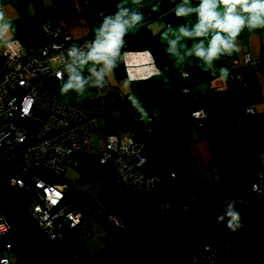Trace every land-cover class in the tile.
Listing matches in <instances>:
<instances>
[{"label":"crops","instance_id":"1","mask_svg":"<svg viewBox=\"0 0 264 264\" xmlns=\"http://www.w3.org/2000/svg\"><path fill=\"white\" fill-rule=\"evenodd\" d=\"M174 2L176 0H163L162 10L171 9ZM198 2L199 0H193V3ZM115 3L117 0H0V7L17 28L15 38L21 41L26 51H31L49 42L44 25L56 17L75 43L87 36H93V28L100 22L94 19L96 13L103 11L107 14L115 11ZM146 12L148 19L145 15L143 24L125 36L126 46L122 51L126 55L122 57L114 75L108 78L107 89L103 95H98L97 90L93 88L91 91L94 95L87 98H95L97 103L92 101L84 104L85 107L101 113L100 117H103L104 121L101 122L98 117L99 134L116 132L123 136L132 135L142 143L144 169L150 175H158L161 181L158 191L150 194L153 202L158 203L161 200L162 205H169L163 210L164 219L154 227L153 233L156 228L159 231L171 223V218H181L196 209V206L188 202L182 211L169 216L177 201L187 199V191L193 192L192 185L197 186L207 180L225 189L229 199L256 203L251 195V187L256 171L264 170V29L242 31L237 38L240 50L232 54L234 59L222 56L215 62L217 68H229L230 74L225 81L218 78L219 73L213 76L195 64H185L183 71L176 68L173 60L165 53V45L160 42L159 34L162 22L176 25L183 23V18L177 19L171 14L160 17L157 13H150L147 8ZM31 16L36 19L34 28L27 26ZM0 49L1 67L6 60V49ZM246 55H249L255 64L244 63ZM55 64L58 66L57 62ZM165 68L169 80L167 88H162L163 82L156 72L157 69ZM184 73L187 77L183 76ZM232 73L240 74L245 85L238 79H232ZM124 82L130 83L131 90L139 95L150 115L152 106L149 100L152 97L158 98L159 116H153L147 122L139 119V113L127 99L128 92ZM60 83L61 81L56 80L52 82L57 92ZM188 88L191 91H186ZM63 97L61 95V99ZM245 105L254 109L256 114L242 117ZM198 111L205 112V116L200 118L203 121L201 125H198L193 117V113ZM180 141L184 147L183 152L188 154L186 159L180 155ZM95 161L99 163L93 157H86L78 162L76 167L82 174L81 181L77 180L79 187L82 186L81 182L90 179L88 169ZM101 165L108 167L110 183L114 178L117 182L114 166L111 163ZM168 167L175 170L180 178L185 174L188 178H181L182 186L172 190L165 198L163 191L174 184ZM67 168L73 166H65V171ZM123 188L125 197L132 195V191L130 193L126 187ZM183 188L187 191H183ZM64 191L78 203L81 213L85 211V193L72 188ZM197 195L201 196L199 192ZM257 203L264 207V200ZM133 214L134 212H130L126 216L123 215V219L128 217L131 222L130 216ZM85 233L87 231L80 237ZM136 240L138 239L134 241ZM134 241L116 245L111 253L105 254L100 260L118 258ZM67 252L74 257L76 263L96 264L91 262L92 259L78 261V252L71 247Z\"/></svg>","mask_w":264,"mask_h":264},{"label":"built area","instance_id":"2","mask_svg":"<svg viewBox=\"0 0 264 264\" xmlns=\"http://www.w3.org/2000/svg\"><path fill=\"white\" fill-rule=\"evenodd\" d=\"M139 10L148 19L146 8L141 7ZM103 15V11H98L95 21H100ZM44 29L49 38L46 45L31 51L25 50L17 56L7 51L6 60L0 67V178L17 193L19 200L28 201L27 205H23V213L58 247L70 231L82 224L83 216L63 189L37 176L35 169L45 168L54 175H62L65 166L76 167L82 158L93 157L101 164L111 163L116 171L117 182L129 185L135 192L150 193L161 181L158 175H150L145 171L140 141L132 135L123 136L116 132L99 134L98 116H89L62 102L52 82L65 79L61 54L66 55L67 48L75 42L64 31L58 17L45 24ZM91 39L93 36H87L76 44L84 46ZM224 56L234 59L233 55ZM55 62L58 66H55ZM244 63L255 64L249 55L245 56ZM183 76L187 77L185 73ZM231 78L245 85L240 74L232 73ZM106 89L107 83L96 90L102 96ZM190 90L188 88L186 91ZM38 109L44 110L46 116L39 121V127L33 130L29 138V129L23 125V120L33 118ZM255 114L254 109L244 106L242 117ZM202 116H205L204 111L193 113L198 125L202 123ZM167 170L175 185L180 187L181 182L175 170L170 167ZM251 195L256 201L254 204L261 205L257 202L264 200L262 169L255 174ZM32 201L37 202L30 209L29 203ZM209 202L199 199L195 194L190 200L193 206H199L200 203L206 206ZM168 207L163 204L161 209ZM113 223L126 227L118 218ZM90 236L84 234L81 238L85 242ZM5 237H9L8 240ZM16 250V243L10 237L8 225L0 214V264H31L22 257L13 261L6 255ZM161 264L232 262L229 251L217 244H204L180 252Z\"/></svg>","mask_w":264,"mask_h":264},{"label":"clouds","instance_id":"3","mask_svg":"<svg viewBox=\"0 0 264 264\" xmlns=\"http://www.w3.org/2000/svg\"><path fill=\"white\" fill-rule=\"evenodd\" d=\"M162 3L163 0H117L115 11L103 15L94 26L93 39L84 46L73 43L67 48L66 55L61 54L62 71L66 79H62L59 85L60 94L72 99L74 93V98L80 101L94 95L91 89L105 86L126 55L122 51L126 45L125 36L137 30L145 20L144 13L139 10L141 7L160 17L171 14L177 19L183 18L184 22L176 25L162 22L159 34L160 42L165 45L164 51L176 68L183 71L185 64H195L213 76L219 73L218 78L225 81L230 74L229 68H217L215 62L224 55L239 52L237 38L242 31L264 29V0H199L198 3H193V0H176L171 9L164 10ZM16 32L15 24L0 7V48L6 49L13 56L25 52L24 45L15 38ZM166 72L167 68L157 69L156 72L163 82L162 88L168 86L169 77ZM124 87L132 108L139 113V119L147 122L153 116H159L158 98L152 97L149 100L152 106L150 115L139 95L131 90L130 83L124 82ZM238 203L234 198L226 199L223 211L218 216L209 217V223L215 225L224 222L233 233L242 230L245 225L241 213L235 207ZM209 207L215 205L209 202ZM71 261L76 263L73 258Z\"/></svg>","mask_w":264,"mask_h":264},{"label":"water","instance_id":"4","mask_svg":"<svg viewBox=\"0 0 264 264\" xmlns=\"http://www.w3.org/2000/svg\"><path fill=\"white\" fill-rule=\"evenodd\" d=\"M235 206L244 228L235 233L224 222L210 224L209 217L223 211V202L196 209L152 236L130 247L112 264H161L180 252L204 244L226 245L232 264H264V207L238 201ZM0 214L8 225L21 256L31 264H80L62 255L55 244L22 211L0 178Z\"/></svg>","mask_w":264,"mask_h":264},{"label":"rangeland","instance_id":"5","mask_svg":"<svg viewBox=\"0 0 264 264\" xmlns=\"http://www.w3.org/2000/svg\"><path fill=\"white\" fill-rule=\"evenodd\" d=\"M0 54L2 55L1 49ZM7 55L8 52L6 50L5 57H7ZM72 96V99H68L64 96L62 102L74 109L78 108V111H81L79 109L84 110L86 113L83 111L81 112L85 114L88 113L87 115L89 116H101V113L97 112L96 109L85 107L87 102L92 103L93 101L97 103V99L86 97L83 100L77 101L74 98V93ZM45 116L46 112L38 109L34 112L33 118H26L23 120V125L29 129V138H31L33 130L39 127V121L44 120ZM100 120L101 122L104 121L103 117H100ZM90 160L93 159L90 158ZM94 163L95 164L91 165L88 169L90 179L81 182L82 186L80 187L78 186L79 183H77V180L81 181L80 177L82 174L78 167L67 168L62 175H54L45 168L35 169L37 176L49 182H53L63 190L72 188L75 191L85 193V211H82L83 223L76 230L70 231L64 239V245L67 249L71 247L74 251L78 252V261L109 254L117 247L116 245H118L119 241L147 238L152 234L154 227L164 219L163 210L161 209V200L155 203L150 194L135 192L129 185L116 182L115 178L113 182L110 183L108 167H102L101 163L99 164L96 161ZM123 187H126L130 193L133 192L132 195L125 197ZM183 191H187V189L183 188ZM187 193L189 199H179L176 205L173 206L172 211H170V217L187 207L192 197V193L188 191ZM36 202L37 201H32L29 203V208L32 209ZM76 205H78V203ZM130 212H134V214L130 216L133 224L131 223L132 226H129L128 229L113 223L114 219L118 218L121 224L124 225L123 215L126 216V214ZM86 231L91 234V238L87 243L80 237V235ZM8 238L9 237H5V240H8ZM217 245L221 249L228 251L226 245ZM6 255L13 261L22 257L19 250L7 252Z\"/></svg>","mask_w":264,"mask_h":264},{"label":"trees","instance_id":"6","mask_svg":"<svg viewBox=\"0 0 264 264\" xmlns=\"http://www.w3.org/2000/svg\"><path fill=\"white\" fill-rule=\"evenodd\" d=\"M29 28H34L35 26H36V19H35V17L34 16H31V17H29V19H28V25H27ZM231 76V75H230ZM192 80V79H191ZM194 82V81H193ZM191 91V90H190ZM59 93V92H58ZM195 98V97H194ZM202 123H203V121H202ZM201 123V124H202ZM178 144H179V149L181 150V153H180V155H181V157L183 158V159H186L185 157L188 155L187 153H185V151L183 152V145H182V143H181V141L180 142H178ZM188 161L189 162H191V159L190 158H188ZM192 164V163H191ZM258 171V170H257ZM256 171V172H257ZM256 174V173H255ZM178 175V174H177ZM178 177H179V175H178ZM181 178H184V179H186V178H188L187 176H186V174L182 177L181 176ZM180 177H179V179H180V182H181V186H182V179H181ZM159 185H161V183L159 184ZM159 185L157 186V188L154 190V191H151L150 193H148V194H154L156 191H158V189H159ZM176 188H178V186H177V184L175 185V184H173L171 187H168L167 188V190H165V191H163L164 193H163V196L166 198L167 196H169V194H170V192H172V190H174V189H176ZM192 190H193V192H192V194H195L199 199H204V201L205 200H208V201H210L212 204H215V203H221V202H224L226 199H229V197H228V195H227V191L225 190V189H222L220 186H218V185H216V184H214L213 182H211V181H204L203 183H200L199 185H195V186H193L192 185ZM10 189V188H9ZM195 190V191H194ZM10 191L12 192V194H13V196L17 199V204H18V207H19V209H20V211H22V212H24V210H23V205H27L28 204V201H25V200H19V197H18V195H16L17 193L15 192V191H13V190H11L10 189ZM199 192V194L201 195V196H198L197 195V193ZM66 195L68 196V198L69 199H71V201H72V203H73V205H76L77 204V202H75L70 196V194H68V193H66ZM21 197V196H20ZM77 206V208H81L80 206H78V205H76ZM197 208L196 209H199V208H201V207H204V204L203 203H200V205L199 206H196ZM196 209H194L193 211H195ZM192 212V211H191ZM190 213V212H189ZM181 213H179V215H180ZM188 214V213H187ZM125 219H124V224L126 225V227H125V229H128V227L129 226H132L131 225V223L132 222H130L129 221V219H128V217H124ZM178 219H180V218H178V217H173V218H171V222H173V221H175V220H178ZM169 221V222H170ZM166 222V221H165ZM164 222V223H165ZM133 224V223H132ZM77 229V228H76ZM75 229V230H76ZM158 232V228H156L155 230H154V232L152 233V235H154L155 233H157ZM67 233V232H66ZM85 234H90L89 232L88 233H85ZM91 235V234H90ZM152 235H150V236H152ZM65 239V238H64ZM145 238H138V240H136V241H134V240H128V241H119V243L118 244H120V243H123V242H131V241H134V242H132L127 248H129L130 246H134V245H136L137 243H139L140 241H142V240H144ZM58 250L62 253V255L64 256V253H67L68 254V249L66 248V246L64 245V240L61 242V244H59V246H58ZM71 258H74V257H72L70 254H68ZM121 256V255H120ZM119 256V257H120ZM64 257H66V256H64ZM118 257V258H119ZM23 258V257H22ZM118 258H112V259H110V260H100V259H102V255L101 256H98V257H95L94 259H92L91 260V262H96V264H112L116 259H118ZM75 259H73V261H74Z\"/></svg>","mask_w":264,"mask_h":264},{"label":"flooded vegetation","instance_id":"7","mask_svg":"<svg viewBox=\"0 0 264 264\" xmlns=\"http://www.w3.org/2000/svg\"><path fill=\"white\" fill-rule=\"evenodd\" d=\"M64 256H66V258H68L71 261L72 258L67 253H64Z\"/></svg>","mask_w":264,"mask_h":264}]
</instances>
